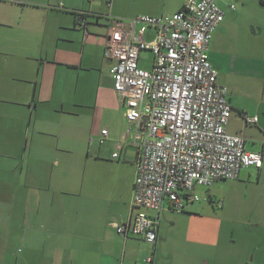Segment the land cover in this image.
Returning a JSON list of instances; mask_svg holds the SVG:
<instances>
[{"label":"crops","instance_id":"obj_1","mask_svg":"<svg viewBox=\"0 0 264 264\" xmlns=\"http://www.w3.org/2000/svg\"><path fill=\"white\" fill-rule=\"evenodd\" d=\"M235 1L217 0L224 18L208 58L227 89L226 131L262 153L261 167L247 175L257 185L264 178V1ZM183 2L0 0V264H264V196L238 236L236 229L228 238L168 234L163 211L184 212L190 202L165 205L154 243L116 232L133 213L141 130L126 119L114 61L104 56L111 18L171 14ZM80 10L97 17L81 25ZM153 35V28L143 33ZM148 52L139 54L143 68L152 65Z\"/></svg>","mask_w":264,"mask_h":264},{"label":"built area","instance_id":"obj_2","mask_svg":"<svg viewBox=\"0 0 264 264\" xmlns=\"http://www.w3.org/2000/svg\"><path fill=\"white\" fill-rule=\"evenodd\" d=\"M105 2L110 6L111 0ZM77 18L81 25L87 23ZM223 18L217 0H184L171 14L111 18L104 56L114 61L113 88L125 106V117L141 130L133 213L115 226L122 236L156 242L166 204L181 209L184 202L198 200L195 187L234 179L241 169L262 165L261 152L248 151L242 136L226 131L231 113L227 89L217 83L208 58L210 39ZM147 28L154 29L150 40L143 37ZM141 51L152 53L151 68L139 65ZM243 117L247 123L257 121V116ZM101 135L105 137L107 129Z\"/></svg>","mask_w":264,"mask_h":264},{"label":"rangeland","instance_id":"obj_3","mask_svg":"<svg viewBox=\"0 0 264 264\" xmlns=\"http://www.w3.org/2000/svg\"><path fill=\"white\" fill-rule=\"evenodd\" d=\"M235 2L232 0V3ZM249 4L251 5V1ZM104 6L106 7L105 4ZM85 12L89 13L87 10ZM103 31L106 32L107 29L103 27ZM148 53L151 56V52ZM108 161L115 162L117 159L112 158ZM94 164L101 165V163H95V160ZM111 169H113L111 163L103 167V170ZM255 172L256 169L249 166L241 169L240 172L246 177L218 180L209 187L198 186L196 193L200 200L190 202L184 212L163 211V222H167L170 227L168 234H206L228 238L236 229L234 235L238 236V227L251 221V205L257 198L264 196V178L260 184L256 185L254 184L256 180L252 179L254 183H251V179L247 177L248 174L253 175Z\"/></svg>","mask_w":264,"mask_h":264},{"label":"trees","instance_id":"obj_4","mask_svg":"<svg viewBox=\"0 0 264 264\" xmlns=\"http://www.w3.org/2000/svg\"><path fill=\"white\" fill-rule=\"evenodd\" d=\"M262 1H264V0H262ZM74 16L75 17H77V16H82V17H84L86 20L88 19V17H97V16H95L94 14H92V13H88V12H85V11H83V12H74Z\"/></svg>","mask_w":264,"mask_h":264}]
</instances>
